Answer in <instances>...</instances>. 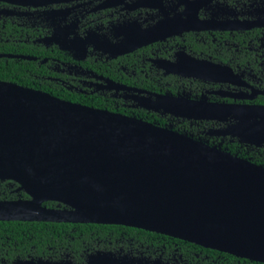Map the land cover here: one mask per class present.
I'll return each instance as SVG.
<instances>
[{
	"label": "flooded vegetation",
	"instance_id": "af4514ba",
	"mask_svg": "<svg viewBox=\"0 0 264 264\" xmlns=\"http://www.w3.org/2000/svg\"><path fill=\"white\" fill-rule=\"evenodd\" d=\"M9 60L39 91L264 163V0H0V64ZM243 126L256 132L250 144ZM26 200L0 180V202ZM104 226L119 229L50 247L0 239V264H262Z\"/></svg>",
	"mask_w": 264,
	"mask_h": 264
},
{
	"label": "water",
	"instance_id": "95a60500",
	"mask_svg": "<svg viewBox=\"0 0 264 264\" xmlns=\"http://www.w3.org/2000/svg\"><path fill=\"white\" fill-rule=\"evenodd\" d=\"M0 180L29 197L0 202L2 222L119 225L264 264V167L137 118L0 80Z\"/></svg>",
	"mask_w": 264,
	"mask_h": 264
},
{
	"label": "trees",
	"instance_id": "16d2710c",
	"mask_svg": "<svg viewBox=\"0 0 264 264\" xmlns=\"http://www.w3.org/2000/svg\"><path fill=\"white\" fill-rule=\"evenodd\" d=\"M17 63V62H16ZM16 63L9 60L7 64L4 61L0 64V80L15 83L17 85L42 90L37 86L31 84H25L24 82L17 79L14 76L11 68L16 67ZM60 98L65 101L81 104L84 106H90L89 103H83L75 99H69L62 96ZM234 153H232L233 155ZM236 156V154L234 155ZM239 157V156H237ZM257 163V162H256ZM260 166L264 167V163L258 162ZM119 229L117 226H104V225H94V224H67V223H46V222H17V221H0V239L11 238L19 242L26 240L33 241L32 244L44 245L50 247L54 245L57 240H69L77 238H89V237H102L107 231L105 229ZM125 230L137 231L141 233H147L148 235H153L152 237H164L159 234L148 233L142 230H137L135 228H124ZM54 241V242H53ZM56 244V243H55ZM63 246H68L66 242L62 243ZM210 251V250H208ZM214 252V251H213ZM227 255V254H225Z\"/></svg>",
	"mask_w": 264,
	"mask_h": 264
}]
</instances>
